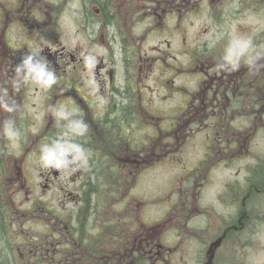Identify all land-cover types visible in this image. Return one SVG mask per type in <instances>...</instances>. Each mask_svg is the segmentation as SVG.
Instances as JSON below:
<instances>
[{"label": "flooded vegetation", "instance_id": "1", "mask_svg": "<svg viewBox=\"0 0 264 264\" xmlns=\"http://www.w3.org/2000/svg\"><path fill=\"white\" fill-rule=\"evenodd\" d=\"M74 17L83 41L69 46ZM36 52L56 77L50 88L16 72ZM158 93L173 103L154 106ZM81 119L87 166L36 165L41 146ZM8 121L18 139L5 135ZM200 134L207 151L180 185L202 188L235 166L220 208L202 205L199 190L171 217H144V174L177 164ZM4 161L15 170L8 195L0 186V264H216L224 242L219 264H245L244 241L264 225V0H0V177ZM209 215L219 224L203 240ZM187 223L190 261L179 254Z\"/></svg>", "mask_w": 264, "mask_h": 264}, {"label": "rangeland", "instance_id": "2", "mask_svg": "<svg viewBox=\"0 0 264 264\" xmlns=\"http://www.w3.org/2000/svg\"><path fill=\"white\" fill-rule=\"evenodd\" d=\"M67 22V45L72 46L80 40L83 41V39L81 38L82 30L79 28V19L77 17H74L71 20L68 18ZM154 42L155 41L152 42L151 39H148L147 43L148 48H150V50L151 46L156 44H154ZM180 82H183V77L180 78ZM149 83L152 84V82ZM151 101L154 106H168L173 103V100L165 99L159 93L157 95H153ZM202 139L203 136L202 134H200L193 141H191V143L187 146L186 151L182 153V155L184 154L183 158L179 160L177 164H168L165 160L156 161L157 163L153 164L151 166V169L144 174V199L145 195V201L149 202V199H151V202L148 205V209L144 207V217L156 220H158V218H161L162 214H164L165 217H171L174 211H176L182 205L181 203H183L186 198H190L188 206H191L193 198L197 196L199 190V201L202 205L213 206L210 208L212 211H217V209L215 208H220V205L216 201L215 197H217L218 193L222 190L224 183L232 178V174H235V166L229 169L220 168L218 169V171L213 170L211 172L209 180L206 181L207 185L204 183L205 186H203L202 188L197 186L196 183H193L192 186L188 184L190 186L188 190L184 186L180 185L181 174H184L189 168L194 169L202 159L204 152L207 151V141L204 143ZM35 163L36 165L41 166L40 161H36ZM243 163L251 165L253 163V159L246 158L245 160H243ZM4 164L11 167V171H7V173L9 172L8 174L4 173L2 174V177H0V186H3L4 196H6L9 194V186L11 185V182L8 180V178L10 177L13 170H15V162L4 161ZM203 175V173L197 175L195 180H198L200 177H203ZM45 196L49 198V201L53 202L63 200V197L58 192H49V194L45 193ZM260 197H264V194H261ZM169 201H171V205H169L167 208V204ZM247 201L248 199L246 200V202ZM251 203L252 202H249V204ZM144 204L146 203L144 202ZM208 220H210L209 222L211 223V227L209 228V235L205 233L206 230H203L202 233L195 234L201 236V239L203 240H207L210 236L211 231H213L215 227H217V225L219 224V221H217V219L213 215H209ZM200 223V227L203 228L208 223V221ZM189 226V223H187V225L182 226V237H179V240H182L181 245H184L180 247L179 254L182 252L183 249L186 251L187 255L185 256V261H190L191 259V256L189 255V240L184 238L190 233H192V231H194L192 226V231ZM160 237L162 241L167 242L168 239H172V233H166V231H163L160 234ZM252 239L253 240L246 238L244 241L245 264H264V225H262L259 230L255 229L253 231ZM226 248H228V244H225L224 242L222 244V248L217 251L218 255L215 260L216 264H219V262L226 254L225 252H223V249ZM232 259H235L234 255L230 254L229 262H231Z\"/></svg>", "mask_w": 264, "mask_h": 264}, {"label": "clouds", "instance_id": "3", "mask_svg": "<svg viewBox=\"0 0 264 264\" xmlns=\"http://www.w3.org/2000/svg\"><path fill=\"white\" fill-rule=\"evenodd\" d=\"M236 66L233 65V67ZM16 72L21 74L25 81H32L45 88H50L56 83V77L48 62L40 58L38 52L26 55L22 63L16 67ZM2 106L7 111L13 110L6 103ZM87 131L88 126L81 119L73 125L70 130L71 134L65 133L60 138L52 140L51 143L42 145L40 148L41 166L46 169L63 170L69 175L87 166L91 153L75 141V137L83 136ZM5 135L10 140L19 138L20 133L14 121L5 123Z\"/></svg>", "mask_w": 264, "mask_h": 264}, {"label": "water", "instance_id": "4", "mask_svg": "<svg viewBox=\"0 0 264 264\" xmlns=\"http://www.w3.org/2000/svg\"><path fill=\"white\" fill-rule=\"evenodd\" d=\"M215 244H217V242H216ZM211 256H212V254H211ZM211 256H210V257H211Z\"/></svg>", "mask_w": 264, "mask_h": 264}]
</instances>
